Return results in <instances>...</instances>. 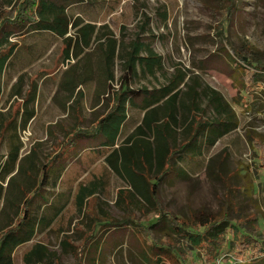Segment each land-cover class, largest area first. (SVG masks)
I'll use <instances>...</instances> for the list:
<instances>
[{
    "label": "rangeland",
    "instance_id": "374dc122",
    "mask_svg": "<svg viewBox=\"0 0 264 264\" xmlns=\"http://www.w3.org/2000/svg\"><path fill=\"white\" fill-rule=\"evenodd\" d=\"M240 5L237 19L231 21L228 0H84L71 8L79 21L65 38L50 32L20 38L17 54L0 74V231L15 222L44 166L59 157L49 184L33 202L35 234L14 250V264H28L27 254L37 248L33 259L40 258L42 264H76L81 254L86 263L94 257L99 264H144L132 224L117 228L98 249L96 243L89 245L106 222H121L130 215L138 221L147 207L129 192L124 175L107 163L111 149L99 154L83 150L81 142L77 151L73 147L61 156L59 152L76 128L90 127L107 112L102 89L109 87L110 94L120 86L119 58L114 82L103 73L109 38L150 44L162 56V68L142 73L133 88L159 89L183 76L178 88L185 104L180 105L181 122L197 115L233 127L214 146L201 140L179 156L173 174L160 183L164 207L190 220L203 212L220 215L231 203L234 221L254 219L245 222L244 231L255 224L264 230V74L248 92L229 73L233 62L228 55L239 60L236 48L249 59L264 61V0H241ZM220 100L229 105L228 112L217 108L214 102ZM131 108L119 145L142 123L145 112ZM184 126L173 144L186 139ZM6 169L13 173L2 180ZM155 175L153 169L151 177ZM83 188L95 194L86 193L80 205ZM156 235L176 238L167 221ZM180 247L185 264H243L228 244L213 262L185 243Z\"/></svg>",
    "mask_w": 264,
    "mask_h": 264
},
{
    "label": "trees",
    "instance_id": "16d2710c",
    "mask_svg": "<svg viewBox=\"0 0 264 264\" xmlns=\"http://www.w3.org/2000/svg\"><path fill=\"white\" fill-rule=\"evenodd\" d=\"M82 1L84 2V0H0V74L17 54L21 46L20 38L26 34L50 32L65 38L79 21L71 15L70 10ZM240 3L241 0H228L229 20L237 19L242 10ZM224 39L229 43L227 37ZM232 49L239 60L228 53L233 62L229 73L241 87L250 92L263 77L264 61L249 59L236 48ZM103 54L105 63L103 73L106 72L110 83L115 81L114 67L116 59H120L123 73L119 79L120 86L113 88L110 94L109 87L102 89V95L108 97L107 112L90 127L76 128L61 147L60 156L71 152L73 147L77 151L81 142L85 143L83 150H93L99 154L105 149H111L106 157L107 163L115 172L124 175L130 185L129 192L144 201L148 208L143 209L138 221L130 215L121 222L117 220L106 222L102 234L99 238L88 240L91 243L89 245L96 243L98 249L117 228L126 229L128 224H132L141 242L144 264H185L181 259L184 249L180 247L184 243L210 262L215 261L228 244L229 251L234 252L243 264H264V230L255 224L248 231H244L245 222L249 223L254 219L245 217L244 220L240 218L234 221L231 203L223 208L220 215L203 212L186 220L166 209L160 197V183L173 174L179 156L201 140H205L209 147L214 146L220 138L233 130L230 123L213 122L198 118L197 115L187 120V116H184L186 139L180 144H173L172 139H175L178 129L184 123L181 122L182 115L179 114L181 103L178 90L184 77L182 76L179 82L172 81L159 89H135L132 87L134 79L139 78L142 73L155 74L157 69L162 68V56L150 44L140 41L118 43L114 38L108 39V48ZM214 103L218 109L228 112L227 103L221 100ZM130 108L140 109L145 113L142 123L124 143L119 145L118 140L130 119ZM151 137L153 139H150ZM93 140H96V144L91 143ZM57 158L51 159V162L44 166L39 184L30 192L32 195H26L15 222L0 231V264H14L12 255L14 250L33 238L35 234L33 202L36 196L41 195L40 191L49 184L48 178ZM12 160L15 163L18 161L17 152L13 154ZM153 169L156 174L154 179L151 177ZM12 173V169H6V175L4 174L2 180ZM14 180L15 175L10 177L9 183L12 184ZM86 193H88L86 197H90L95 191L83 188L79 196L80 205H83ZM1 194L2 185L0 196ZM119 194L124 198L122 190ZM164 221L168 222L176 238L157 237L156 229ZM40 249L37 248L27 254L28 264H42L43 260L40 258L38 262L33 259L34 254H38ZM76 264H99V261L93 257L86 263L85 254H81Z\"/></svg>",
    "mask_w": 264,
    "mask_h": 264
}]
</instances>
